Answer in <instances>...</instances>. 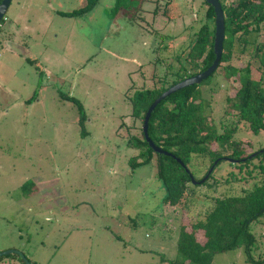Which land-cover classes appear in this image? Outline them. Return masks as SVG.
<instances>
[{
	"label": "rangeland",
	"instance_id": "1",
	"mask_svg": "<svg viewBox=\"0 0 264 264\" xmlns=\"http://www.w3.org/2000/svg\"><path fill=\"white\" fill-rule=\"evenodd\" d=\"M202 1L120 0L113 15L116 1L98 0L84 16L67 18L56 12L85 0H11L0 24V253H20L31 264H170L181 224L201 220L212 198L250 186L221 161L206 184L190 185L188 207L173 209L162 206L153 162L128 165L136 151L126 141L139 128L138 121L132 127L128 97L171 82L173 57L186 52ZM8 48L32 54L35 63ZM232 51V65L244 66L243 46L234 43ZM200 89L217 124L226 82L212 75ZM68 98L81 106L82 127ZM234 138L251 151L264 147V131L252 134L244 125ZM263 221L250 225L254 257L264 256ZM21 262L15 253L0 257V264ZM211 264L248 263L234 249Z\"/></svg>",
	"mask_w": 264,
	"mask_h": 264
},
{
	"label": "trees",
	"instance_id": "2",
	"mask_svg": "<svg viewBox=\"0 0 264 264\" xmlns=\"http://www.w3.org/2000/svg\"><path fill=\"white\" fill-rule=\"evenodd\" d=\"M115 1L111 8L113 15L120 0ZM217 1L223 15L222 51L216 70L208 78L215 75L226 82L225 104L218 123L212 119L211 100L202 97L200 86L208 80L206 78L199 85L170 94L149 115L147 137L155 147L169 155L153 153L141 130L148 106L162 92L204 71L214 59L213 12L204 0L202 19L190 35L186 52L177 53L173 57L177 67L171 75V82L152 89L134 91L128 97L132 127L135 121L139 122L138 134L130 136L126 141V146L136 151L128 165L133 170L153 162L155 177L164 189L161 200L163 207L179 210L187 208L189 194L193 191L190 185L206 184L213 178L212 174L221 161L227 162L238 175L244 173L240 179L251 183L248 188H241L237 195L212 198V204L201 220L181 224L175 241L177 259L169 261L170 264H211L214 255L234 249H242L248 264H264V256L254 257L250 252L257 246L250 225L264 215V147L251 151L249 142L234 138L240 125H244L252 134L264 131V41H255L260 36L264 38V0ZM97 2L85 0V5L77 10L56 14L67 18L81 17L90 12ZM164 6V9L168 8L167 3ZM234 43L242 45V52L248 54V60L242 67L231 63L238 56L232 51ZM254 60L258 62L257 80L250 76ZM68 99L76 105L79 115L77 125L82 127L84 116L81 114V106L77 100ZM215 160L217 163L207 178L199 184H191L190 177L194 182L202 180ZM189 166H193L197 177L191 173ZM199 171H202L201 176H198ZM211 182L214 185L218 183L215 179ZM261 224L264 226V221ZM164 261L160 259V262Z\"/></svg>",
	"mask_w": 264,
	"mask_h": 264
},
{
	"label": "water",
	"instance_id": "3",
	"mask_svg": "<svg viewBox=\"0 0 264 264\" xmlns=\"http://www.w3.org/2000/svg\"><path fill=\"white\" fill-rule=\"evenodd\" d=\"M10 1L11 0H0V21L4 17V14H5L8 6L10 4ZM204 2L212 8V12H213L212 52L214 55V59H213L212 63L210 64V66L208 68H206L204 71H202L198 74H195L189 78H185L182 81L170 86L164 92H162L148 106V108L144 114L141 130H142V134H143V138H144L145 142L147 143L148 147L152 150V152L155 154L169 155V154L161 151L157 147H155L147 137V133H146L147 121H148L149 115L152 112V110L154 109V107L158 103L163 101L165 98H167L170 94H172V93H174V92H176L182 88H186V87H189L192 85H199L202 81H204L206 78H208L216 70L217 65L219 63V60H220L221 51H222L223 31H224L222 11H221L220 5H219L217 0H204ZM176 162L182 166V164L177 159H176ZM216 163H217V160H215L212 163V166L207 170V173L203 177L202 180H200L198 182H194L193 179L190 177L191 184H199V183L203 182L207 178L208 174L211 172L212 168L216 165ZM10 253L17 254L23 260L24 264H29L28 261L20 253H16L14 251L2 252V253H0V257L8 255Z\"/></svg>",
	"mask_w": 264,
	"mask_h": 264
},
{
	"label": "crops",
	"instance_id": "4",
	"mask_svg": "<svg viewBox=\"0 0 264 264\" xmlns=\"http://www.w3.org/2000/svg\"><path fill=\"white\" fill-rule=\"evenodd\" d=\"M10 5H11V1H10L9 6H10ZM9 6H8L7 10L9 9ZM7 10H6V11H7ZM4 21H5V20H4ZM8 33H9V32H8ZM8 33L5 34V38H4V40H8V39H9V38H8V35H7ZM8 50H9V48H8ZM9 51H12V50H9ZM23 51L26 53V55H29V52L27 51V49L24 48ZM12 53H13L14 55L17 54V56H19V57L23 56L20 52L18 53V52L12 51ZM29 56H30V55H29ZM21 58H24V61L31 59L30 61H33V63H35V61L33 60L34 57H33L32 54H31L30 58H28V57H21ZM26 62H27V61H26Z\"/></svg>",
	"mask_w": 264,
	"mask_h": 264
},
{
	"label": "built area",
	"instance_id": "5",
	"mask_svg": "<svg viewBox=\"0 0 264 264\" xmlns=\"http://www.w3.org/2000/svg\"><path fill=\"white\" fill-rule=\"evenodd\" d=\"M2 20H3V21L5 20L4 17L2 18ZM2 20H1V21H2ZM1 21H0V22H1Z\"/></svg>",
	"mask_w": 264,
	"mask_h": 264
}]
</instances>
